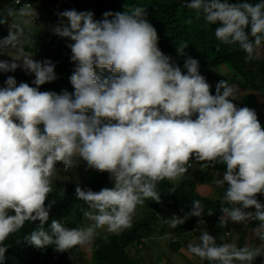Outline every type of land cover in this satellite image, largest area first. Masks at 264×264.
Returning <instances> with one entry per match:
<instances>
[{
  "label": "clouds",
  "instance_id": "clouds-1",
  "mask_svg": "<svg viewBox=\"0 0 264 264\" xmlns=\"http://www.w3.org/2000/svg\"><path fill=\"white\" fill-rule=\"evenodd\" d=\"M25 2L19 5L14 0L21 8ZM31 3L27 10L34 12L35 25L41 18H53L51 7ZM187 7L202 11L208 23L219 25L216 39L238 44L247 59L264 42V0L255 4L188 0ZM58 16L52 32L70 41L74 93L40 91L39 86L58 79L50 59L0 60V72L20 68L34 74L31 83L35 85L17 84L14 76H7L6 87H0V264L9 247L4 242L26 222L39 221V227L25 237L29 244L39 249L52 246L58 252L85 244L97 228L107 226L116 233L130 228L137 206L146 199L159 202L158 183L178 181L193 157L214 166L226 165L217 181L221 188L226 185L220 222L254 219L259 222L256 235L264 241V203L256 198L264 194V126L255 109L237 106L233 102L239 99L237 90L223 81L212 94L197 59L185 56L186 72L174 64L160 50L157 31L144 8L104 12L102 20L95 19L92 11L75 9ZM8 42L5 38L4 43ZM187 47L178 48L179 54L184 55ZM96 69H107L112 75L102 79ZM81 159L90 169L109 173L111 180L110 187L98 192L85 190L79 183L75 189L76 198L92 210L85 216L94 225L69 228L52 220L46 229L55 201L47 205L45 201L57 165L73 170ZM204 212L197 200L184 217L173 216L171 231L166 233L169 249L178 239V224ZM200 226L187 233L194 237ZM137 247L142 243L131 250ZM188 252L210 264H254L264 256V247L218 244L206 231L198 242L189 243Z\"/></svg>",
  "mask_w": 264,
  "mask_h": 264
},
{
  "label": "trees",
  "instance_id": "trees-1",
  "mask_svg": "<svg viewBox=\"0 0 264 264\" xmlns=\"http://www.w3.org/2000/svg\"><path fill=\"white\" fill-rule=\"evenodd\" d=\"M35 4L42 3L46 7L54 10L51 18L52 24L45 18L37 21L38 29L29 26L14 27L13 15L21 6L15 5L14 0H0V53L9 50L10 40L17 33L25 35L23 44L24 51H30L36 55L37 61L50 59L56 64L55 71L58 79L53 82H46L39 86L40 91H54L63 94L65 91L74 93L75 89L71 84L70 77L74 71V63L71 61V49L67 46L70 42L68 38H61L52 32V26L58 23L57 8L60 5L66 6V10L75 9L77 11H92L94 18L102 20L104 12H124L131 11L136 7L144 8L147 11V19L156 29L159 40L160 50L171 57L174 64L179 65L183 72L185 56H191L199 61L200 73L209 80V72L212 68H219L220 65L230 64L235 70L234 76L241 77L244 82L260 93L264 97V42L256 49L252 59H247V53L238 44L227 45L219 42L215 37V30L219 26L210 24L204 18L202 11L189 8L179 0H25ZM232 3H239L242 0H230ZM255 4L259 0H249ZM111 19V17H109ZM23 27V28H22ZM22 29V31H20ZM8 38V43H4ZM188 45L184 49V55H180L178 48ZM20 50L18 48H14ZM13 50V49H12ZM9 50V51H12ZM97 75L106 78L112 75L107 69H96ZM7 76H14L17 84L20 82L29 83L34 79V74L28 75L18 68L15 72H0V87H6L4 81ZM239 80H241L239 78ZM243 81V80H242ZM256 95V94H255ZM254 99V98H253ZM255 109L258 119L264 126V113ZM90 114V113H89ZM42 127V126H41ZM195 158V157H193ZM87 165V164H86ZM192 165L195 162L192 160ZM81 168V169H80ZM77 179L73 181H60L52 183V191L49 194L47 205L54 200L49 213V220L44 227L47 229L52 220L61 221L66 227L83 229L85 224V213L91 209L88 205L75 196V189L79 183L83 189L100 191L104 187L111 186L110 175L107 172H100L86 166H80ZM188 169L190 167L188 166ZM186 174V173H185ZM190 176H183L180 181H160L157 191L160 193V201L146 199L143 204L138 205L132 217V226L118 233L113 232L108 235L94 234L90 245V256L82 248L84 245H77L68 251L58 252L52 246L43 249L36 248L25 239L33 230L39 227V221L33 223L26 222L25 225L16 233L11 234L4 242L9 245L5 253L3 264H143L140 260H145L147 255H151L148 248L144 245L145 240H151L152 236H162L171 231L169 224L171 219L166 211H173L176 215L184 217L192 209V203L199 200L205 208L202 217L189 216L181 227L177 230L178 239L171 243V249L178 252L188 251L189 243H196L199 234L191 237L187 230L202 224L207 231L213 235L217 243H230L226 236L232 232L234 222L221 223V207L224 198L213 199L209 196L201 195L196 190L194 179H187ZM256 198L264 203V194H256ZM223 206H229L223 204ZM208 209L212 214H208ZM244 225V226H243ZM245 228H258L259 222L256 220H246L239 225ZM91 243V244H90ZM135 243H142L141 248H136L133 252L132 247ZM87 244V245H88ZM232 244V243H231ZM237 247H245L244 238H239ZM256 246L255 242L251 248ZM264 247V246H262ZM190 264H210L207 260H200L198 257L190 256L184 258ZM152 264H159L152 257ZM145 264H148L145 260ZM238 264V262H237ZM254 264H264V256L257 257Z\"/></svg>",
  "mask_w": 264,
  "mask_h": 264
},
{
  "label": "rangeland",
  "instance_id": "rangeland-1",
  "mask_svg": "<svg viewBox=\"0 0 264 264\" xmlns=\"http://www.w3.org/2000/svg\"><path fill=\"white\" fill-rule=\"evenodd\" d=\"M66 10V6L60 5L57 8L58 13L63 12ZM66 19V18H65ZM13 22H14V27H20L22 25H30L31 24V11L25 9V8H20L18 11H16L13 15ZM35 28V25H34ZM38 29V27H37ZM25 35H22L21 33H17L12 37L10 40V48H15L16 46L19 47L20 50L13 49L12 51H4L0 53V60H8L11 61L12 58L16 57H24V56H33L34 60L36 59V55L30 51H24L23 47L21 46V43L25 41ZM235 70L233 67H230V64H222L220 65L219 68H212L209 72V80L208 83L211 85L210 91L212 94H215L216 91V86L223 81L226 86L233 87L234 89L237 90V95L238 98L237 100L233 101L237 106L239 107H252L255 106L257 109L259 107V110L261 113H264V99L258 95L260 93H256L255 90H252L249 85H247L244 80L241 77H235ZM239 78L241 80H239ZM243 80V81H242ZM259 96V100L256 98V95ZM254 98V99H253ZM260 101V102H259ZM194 160L195 165L189 166L190 169L187 170L186 174L183 176H190L192 178L187 177V179H194L196 184V190L199 192L201 195L202 192L199 191L198 185L203 184V186H207L208 188L212 186L214 188V193L212 196H209L213 199H219V198H224V191L226 188V185L224 188H221L217 185V181L222 179L223 173L226 171V165L223 164H216L215 166L211 162H200L196 158H192ZM87 162L84 160H80L79 164L72 170L65 171L63 168L62 164H58L55 174L52 178V183H57L60 181H73L77 179L78 173H79V168L80 166H86ZM81 169V168H80ZM181 178L178 180L180 181ZM177 182V181H176ZM205 196V195H204ZM92 211V210H90ZM167 216L173 221V216H178L176 215L173 211H166ZM242 223H237L234 222V226L232 227V232L231 236H229L230 243L237 245L239 243V238L243 237L244 238V245L251 248V245L253 244V241L255 242L256 246H264V241H261L258 239L256 235V230L257 228H245L242 227V229H239V225ZM94 225V221L88 219L87 217L85 218V224L83 229H86L90 226ZM244 226V225H243ZM207 229L201 224L200 230H199V235H201L203 232H206ZM208 232V231H207ZM113 232H110L107 230V226L103 228H97L95 229V234L99 235H108ZM169 242H170V235L166 234L163 237H159V235L152 236L151 241H146L144 242V245L146 247H149V251L151 255H147L146 250L143 252L145 253V260L147 261L148 264H152V257L154 260L158 261L159 264H190V262L185 261L184 258H189L191 254L186 251V250H180L178 252L173 251L174 249H169ZM86 242L83 244L84 246L82 247L85 252L90 256V245ZM137 246V243H135ZM171 251V252H170ZM145 260H140L141 262L144 261L143 264H145Z\"/></svg>",
  "mask_w": 264,
  "mask_h": 264
},
{
  "label": "crops",
  "instance_id": "crops-1",
  "mask_svg": "<svg viewBox=\"0 0 264 264\" xmlns=\"http://www.w3.org/2000/svg\"><path fill=\"white\" fill-rule=\"evenodd\" d=\"M59 7V6H58ZM34 14V12L33 11H31V16ZM46 20H48L51 24H52V21L51 20H49V19H46ZM34 23L32 22V20H31V24L29 25V27H33V29L35 30V29H37V26L35 25V28H34ZM24 26V25H23ZM26 26V25H25ZM28 26V25H27ZM23 45V42L21 43V46ZM20 46V47H21ZM16 47H18V46H16ZM19 48V47H18ZM258 95H260L263 99H264V97L261 95V94H258ZM256 98L259 100V96H257L256 95ZM260 102V101H259ZM264 103V102H263ZM198 189H199V191L200 192H202V194L203 195H206V196H212L213 195V193H214V188H212V186L211 187H207V186H203V184H201V185H198ZM215 195H216V193H214ZM240 228H242V227H240Z\"/></svg>",
  "mask_w": 264,
  "mask_h": 264
},
{
  "label": "built area",
  "instance_id": "built-area-1",
  "mask_svg": "<svg viewBox=\"0 0 264 264\" xmlns=\"http://www.w3.org/2000/svg\"><path fill=\"white\" fill-rule=\"evenodd\" d=\"M25 0H15V4H22L23 2H24ZM181 3H182V5H184V6H186L187 5V2H188V0H179ZM33 6V4L30 2V1H26L25 2V8L26 9H29V8H31ZM36 18H38V16H36ZM20 31H22V29L20 30ZM249 220H254V219H249Z\"/></svg>",
  "mask_w": 264,
  "mask_h": 264
},
{
  "label": "bare ground",
  "instance_id": "bare-ground-1",
  "mask_svg": "<svg viewBox=\"0 0 264 264\" xmlns=\"http://www.w3.org/2000/svg\"><path fill=\"white\" fill-rule=\"evenodd\" d=\"M230 234L228 235V238H229Z\"/></svg>",
  "mask_w": 264,
  "mask_h": 264
}]
</instances>
